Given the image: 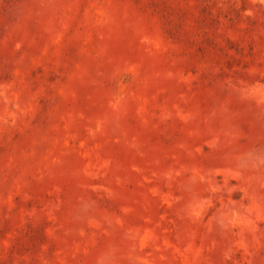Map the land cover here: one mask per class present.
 <instances>
[{"label":"rangeland","instance_id":"obj_1","mask_svg":"<svg viewBox=\"0 0 264 264\" xmlns=\"http://www.w3.org/2000/svg\"><path fill=\"white\" fill-rule=\"evenodd\" d=\"M0 264H264V0H0Z\"/></svg>","mask_w":264,"mask_h":264}]
</instances>
